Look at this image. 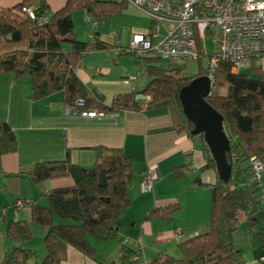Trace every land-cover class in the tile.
Wrapping results in <instances>:
<instances>
[{"label":"trees","instance_id":"16d2710c","mask_svg":"<svg viewBox=\"0 0 264 264\" xmlns=\"http://www.w3.org/2000/svg\"><path fill=\"white\" fill-rule=\"evenodd\" d=\"M32 3L34 0H21L11 7L0 5V72L10 71L18 79L30 77L34 98L61 90L64 107L73 106L79 97L84 98L86 107L121 111L139 106L142 100L136 97L137 92L114 96L105 104L100 97L87 91L75 72L82 53L107 48L110 44L98 38L92 43L79 39L73 29L71 11L85 9L97 19L106 18L127 7L125 0H65L62 7L52 12L48 11L45 0L35 1L37 5L34 6ZM23 6H32L34 17L22 11ZM42 16H46L45 21H39ZM195 38L199 58L206 54L208 65L187 75L182 73V67L172 65L173 60L167 59L168 67H162L159 64L161 57L144 56L149 81L139 93L149 95L147 106H168L174 129L191 138L199 135L209 149L202 133L191 132L193 123L181 107L179 90L193 76L211 75V89L206 99L222 114L229 143L226 160L232 165L231 173L227 180L217 173L216 181L211 185L209 229L179 242V256L160 252L146 264H244L241 250L233 243V232L241 215L247 225L258 221L254 216L257 207L253 204L256 205L259 195H254L252 187L239 186L232 170L249 155L264 163V68L256 62L258 57L249 59L246 71L232 72L224 59L211 66L210 53L203 48L197 32ZM16 148L14 130L9 122L0 120V157ZM96 149L97 159L90 167L64 159L41 160L30 168L27 173L33 182L70 174L74 183L46 192V205L24 199L30 208L29 219L11 220L7 224L6 234L14 244L0 264H27L35 254L24 245L31 237L29 221L48 226L44 239L47 252L41 264H59L66 256L67 244L94 257V248L86 236L91 234L108 239L115 234L121 216L130 205L128 186L135 174L132 158L120 148L98 146ZM205 165L216 170L212 157L207 158ZM172 208L152 210L150 215L167 218ZM55 217L69 221L56 222ZM257 235L260 237V232ZM259 240L264 241V237ZM120 251L121 264H130L131 252L123 245Z\"/></svg>","mask_w":264,"mask_h":264},{"label":"crops","instance_id":"0c3cea01","mask_svg":"<svg viewBox=\"0 0 264 264\" xmlns=\"http://www.w3.org/2000/svg\"><path fill=\"white\" fill-rule=\"evenodd\" d=\"M20 1L0 0V5L11 7ZM35 1L32 6L37 5ZM45 1L49 12L65 4V0ZM71 18L79 39L92 43L98 38L110 44L107 48L82 53L75 66L87 91L100 97L105 104L114 96L132 92H137L136 97L143 100L147 94L139 92L149 81L146 62L126 48L132 32L153 27L148 15L128 3L127 7L106 18L97 19L85 9L72 10ZM201 42L211 53L210 40L205 37ZM62 98L61 90L34 98L30 77L18 79L10 71L0 72V120L9 122L17 138L16 150L0 157V263L14 244L6 234L7 224L11 220L29 219V206L24 203L18 207L16 201L33 199L46 205V192L74 183L70 174L33 182L27 173L30 168L41 160L64 159L90 167L97 159L98 146L120 148L131 156L135 174L128 186L130 205L112 237L86 236L94 248V257L67 244L66 256L59 264H114L122 245L131 254L149 261L160 252L171 254L178 249L179 242L209 229L211 185L218 172L205 165L211 152L199 135L191 138L174 129L168 106L128 107L119 111L116 123L108 119L85 121L79 116L65 114ZM243 162H246L245 168ZM243 162L240 165L247 176L248 161ZM148 168L155 173V179L151 190H143L140 186L142 173ZM262 187L264 172L259 174L254 195H259ZM169 206L173 207L170 217L150 215L152 210L166 211ZM253 206L257 207L254 216L258 221L247 225L242 215L239 224L242 219L245 226L242 229L255 230L254 239L247 230V241L245 238L236 245L234 233L237 229L233 232L234 245L249 262H257L264 255V241L259 240L264 237V212L259 198ZM54 220L60 222L62 219L55 217ZM28 226L31 237L24 245L35 254L27 264H41L47 252L44 239L48 226L33 221H29ZM135 261L140 264L137 259L129 260L130 264Z\"/></svg>","mask_w":264,"mask_h":264},{"label":"built area","instance_id":"2783aa9c","mask_svg":"<svg viewBox=\"0 0 264 264\" xmlns=\"http://www.w3.org/2000/svg\"><path fill=\"white\" fill-rule=\"evenodd\" d=\"M145 12L153 23V27L144 31L131 33L126 48L139 57L158 56L168 60H179L199 57L195 32L201 38L209 33L212 50L209 65L219 59L229 63L232 72L238 71L252 57H264V0H125ZM22 11L34 17L32 6H23ZM46 16L39 18L45 21ZM160 28L165 32L160 35ZM207 38V37H206ZM210 78L211 75H209ZM149 95L139 103L147 106ZM65 114L79 116L85 121L111 120L116 123L119 111L116 109H100L86 107L85 100L79 97L73 106H66ZM249 171L259 176L264 163L254 155L247 158ZM155 173L151 168L142 173L140 186L143 190H151ZM259 201L264 211V187L259 193ZM24 199H18L16 205L23 206ZM131 259L140 264L147 261L138 254ZM264 264V255L257 262L244 261V264Z\"/></svg>","mask_w":264,"mask_h":264},{"label":"water","instance_id":"95a60500","mask_svg":"<svg viewBox=\"0 0 264 264\" xmlns=\"http://www.w3.org/2000/svg\"><path fill=\"white\" fill-rule=\"evenodd\" d=\"M211 79L207 74L191 77L179 90V101L186 117L193 123L191 132L202 133L215 161L221 179L230 177L232 165L226 160L229 143L222 114L206 99L210 93Z\"/></svg>","mask_w":264,"mask_h":264},{"label":"rangeland","instance_id":"374dc122","mask_svg":"<svg viewBox=\"0 0 264 264\" xmlns=\"http://www.w3.org/2000/svg\"><path fill=\"white\" fill-rule=\"evenodd\" d=\"M165 32L164 28H160V35H163ZM206 37L210 40V35L209 33L206 35ZM209 45V44H208ZM205 47V46H203ZM174 65H179L180 67H182V73L187 74V75H192L194 73H196L197 71H199L201 67L208 65V57L207 55H202L201 58L199 57H195V58H186V59H179L176 60L175 62L171 61ZM257 63H260L261 66L264 68V57H260L256 59ZM159 64L162 67H168L169 65V61L165 58H160L159 59ZM171 65V64H170ZM249 65V59H246L244 65L242 67H240V71H246ZM242 166L245 168L246 167V162H243ZM241 165H237L234 167V169L232 170L233 176L236 178V180L238 181V185L249 189V185H251L252 188H254L255 185H257L259 183V176L257 177L255 174L251 173L248 174L246 176V174L244 173L245 171L243 170ZM249 170H247L248 172ZM260 172H264V169L260 170ZM260 174V173H259ZM242 216V215H241ZM69 220H60V222H67ZM244 223H242V219L240 224L237 227V230L235 231V235H234V240H235V244L237 245L238 242H243L246 238V241L248 239V233L247 230L250 234V237L252 239H254L256 233L255 230H253L252 228L248 227L247 229H242L245 228V226H243ZM174 256H179V250L176 249L174 252L171 253ZM45 255V254H44ZM117 256V254H116ZM115 256V259L117 258ZM130 260V258L128 259ZM120 260L117 258V262L114 264H119ZM132 264H137L136 261L133 262Z\"/></svg>","mask_w":264,"mask_h":264}]
</instances>
